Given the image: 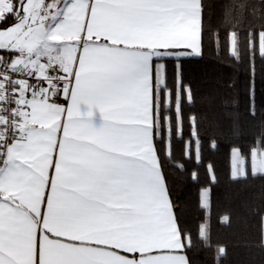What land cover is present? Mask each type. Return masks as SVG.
<instances>
[{
    "label": "snow or ice",
    "instance_id": "obj_1",
    "mask_svg": "<svg viewBox=\"0 0 264 264\" xmlns=\"http://www.w3.org/2000/svg\"><path fill=\"white\" fill-rule=\"evenodd\" d=\"M203 19V0H0V264H191L163 170L191 89L157 61L200 55ZM220 24L255 116L264 0H223ZM232 155L234 179L264 175V137Z\"/></svg>",
    "mask_w": 264,
    "mask_h": 264
},
{
    "label": "trees",
    "instance_id": "obj_2",
    "mask_svg": "<svg viewBox=\"0 0 264 264\" xmlns=\"http://www.w3.org/2000/svg\"><path fill=\"white\" fill-rule=\"evenodd\" d=\"M203 3L205 36L201 54L157 61L167 67L169 87L179 88L182 81L191 89L192 97L190 103L182 104L183 139L171 137L164 175L169 194L177 203L175 212L192 238L193 247L187 252L191 264H264V175L249 173L246 179L231 175L232 149L247 154L254 141L264 137V63L259 59L255 62L253 116L248 58L239 62L232 58L220 24L223 0ZM218 29L220 38L215 40L213 34ZM193 116L201 146L199 160L187 147L194 139L189 124ZM206 191L210 192L207 209L203 207ZM205 228L207 239L202 242L198 233Z\"/></svg>",
    "mask_w": 264,
    "mask_h": 264
},
{
    "label": "crops",
    "instance_id": "obj_3",
    "mask_svg": "<svg viewBox=\"0 0 264 264\" xmlns=\"http://www.w3.org/2000/svg\"><path fill=\"white\" fill-rule=\"evenodd\" d=\"M171 199H172V202H173V204L175 205V209H176V204H177V203H176V200H175L174 198H172V197H171Z\"/></svg>",
    "mask_w": 264,
    "mask_h": 264
},
{
    "label": "rangeland",
    "instance_id": "obj_4",
    "mask_svg": "<svg viewBox=\"0 0 264 264\" xmlns=\"http://www.w3.org/2000/svg\"><path fill=\"white\" fill-rule=\"evenodd\" d=\"M234 157L232 155V171H233Z\"/></svg>",
    "mask_w": 264,
    "mask_h": 264
},
{
    "label": "built area",
    "instance_id": "obj_5",
    "mask_svg": "<svg viewBox=\"0 0 264 264\" xmlns=\"http://www.w3.org/2000/svg\"><path fill=\"white\" fill-rule=\"evenodd\" d=\"M61 102H63V101H61Z\"/></svg>",
    "mask_w": 264,
    "mask_h": 264
}]
</instances>
